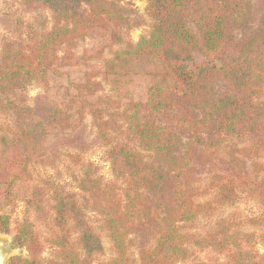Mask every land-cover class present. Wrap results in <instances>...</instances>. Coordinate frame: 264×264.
<instances>
[{
    "label": "trees",
    "instance_id": "trees-1",
    "mask_svg": "<svg viewBox=\"0 0 264 264\" xmlns=\"http://www.w3.org/2000/svg\"><path fill=\"white\" fill-rule=\"evenodd\" d=\"M146 1L151 25L134 42L146 18L127 0H0V116L11 119L0 122V233L27 251L8 264H192L195 248L221 255L214 264H264V213L196 227L240 190L264 208V0ZM41 10L50 24L26 23ZM93 35L101 43L79 54ZM56 82L67 101L29 105V85ZM88 116L114 179L70 150L76 191L34 184L32 166H55ZM18 197L27 211L12 227Z\"/></svg>",
    "mask_w": 264,
    "mask_h": 264
},
{
    "label": "rangeland",
    "instance_id": "rangeland-1",
    "mask_svg": "<svg viewBox=\"0 0 264 264\" xmlns=\"http://www.w3.org/2000/svg\"><path fill=\"white\" fill-rule=\"evenodd\" d=\"M132 3L133 7L136 8L140 13L144 14V17L146 18V24L142 27L133 29L129 37L132 41L136 42L140 39L142 35H144L150 28L151 20L146 16L145 10L147 6L146 0H127ZM2 18V17H0ZM51 16L49 11L47 10H41V11H33L28 12L24 16V20L27 24L30 25H36L37 19L39 21L41 20H49V24L51 22ZM5 32H7L4 28V22L0 19V52H1V42L2 38H5ZM94 37H87L84 41H81L76 50L79 54H81L85 49L95 47L97 44L99 45L101 43V40L96 36ZM13 38H16V36H11ZM98 38V39H97ZM9 40V39H8ZM105 91L110 92V86L105 85ZM145 85H143L140 81H135L132 87V92H129L132 94L135 98H143L145 96ZM65 86L63 84L56 82L51 84V88L48 89V91L45 90L42 86H39L37 84H31L29 85L26 90L24 91V95H26L28 99V103L30 106L36 108L38 103V97L42 95H47L50 99L55 100L56 102L63 104L65 101H67L68 97L66 95ZM131 97V96H130ZM48 102V100H47ZM10 117L7 116H0V122L1 121H10ZM96 133L95 128L92 126V119L90 116L83 122L80 129L75 132L74 134H68L63 136L62 143H65L67 147H64L61 149L62 157L61 159L56 163L55 166H43V165H33L32 166V173H33V183L40 185L42 188H46L48 186H57L59 188H65L69 191H76V183L74 181V174H77L78 168L75 167L69 159H66L65 153L72 150V151H80L83 152L85 155L86 161L94 162L100 169V173L103 175L106 181H112L114 179L113 171L111 168V163L107 159L106 150L105 148L99 147L96 144ZM63 146L60 145L59 147ZM211 168H208V166L203 169V176L207 177L208 171ZM50 183L51 185H49ZM12 215L13 224L12 227L16 226V223L18 220L22 219L26 215L27 206L21 197H18L14 203L13 206L9 207L7 210ZM264 213L263 206L258 202V200L252 196L248 190H240L238 192V197L232 204H228L225 206H222L218 214L212 218L207 217H201L199 218L196 227L199 229V231L209 229L213 227L215 221L221 217L225 216H233L237 219H243L245 216H258ZM33 222H35V225L37 226V229L39 232L43 233V236H45L46 230H45V223L44 219H41L38 215V213L31 212L28 214ZM90 220L92 224L94 225L95 229L100 233L103 241V245L106 250V254L102 257V259L107 260L113 256V253L111 252L110 246L111 242L106 236L105 231L102 230L100 226V222L98 221V218L94 214H90ZM13 237L14 233H0V238H4L7 241L6 244V250H7V264L9 259L12 256L16 255H26L27 251L19 246H16L13 244ZM263 246H259L260 251L263 253L264 249ZM194 254L192 255V259L190 262L192 264H214L218 259H222L221 255H218L217 253L211 251V250H199L197 248L194 249ZM51 249L47 245L45 252H44V258L47 260L50 256Z\"/></svg>",
    "mask_w": 264,
    "mask_h": 264
},
{
    "label": "water",
    "instance_id": "water-1",
    "mask_svg": "<svg viewBox=\"0 0 264 264\" xmlns=\"http://www.w3.org/2000/svg\"><path fill=\"white\" fill-rule=\"evenodd\" d=\"M6 244V239L0 238V264H7Z\"/></svg>",
    "mask_w": 264,
    "mask_h": 264
}]
</instances>
